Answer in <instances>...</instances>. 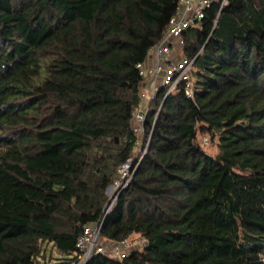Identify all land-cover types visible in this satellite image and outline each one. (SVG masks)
Instances as JSON below:
<instances>
[{
    "label": "trees",
    "instance_id": "trees-1",
    "mask_svg": "<svg viewBox=\"0 0 264 264\" xmlns=\"http://www.w3.org/2000/svg\"><path fill=\"white\" fill-rule=\"evenodd\" d=\"M178 2L0 0V264L69 258L104 216V237L146 244L87 264H264V0L213 3L183 32L195 99L186 81L159 89L148 151L106 212L134 153L138 64Z\"/></svg>",
    "mask_w": 264,
    "mask_h": 264
},
{
    "label": "built area",
    "instance_id": "built-area-1",
    "mask_svg": "<svg viewBox=\"0 0 264 264\" xmlns=\"http://www.w3.org/2000/svg\"><path fill=\"white\" fill-rule=\"evenodd\" d=\"M216 3L220 12L228 0H179L177 11L171 18L162 39L151 48L147 60L138 64L144 85L141 89V102L133 112V129L135 134L134 153L118 168L114 182L107 189L111 199L107 213L112 209L118 195L131 182L133 175L142 163L148 151L152 133L147 135L146 119L151 102L157 97L161 87H166V96L174 92L181 81H186L185 93L195 99V78L193 75L194 59L183 58L175 61L170 52L180 41L185 30L191 27H202L210 6ZM209 135H205L198 143L202 148L210 144ZM106 216L100 220L87 223L83 233L78 237L76 251L69 258L59 259L52 264H87L94 256L104 254L114 259L122 260L133 249H141L146 244L142 238L139 242L130 243V236L120 241L109 240L102 234Z\"/></svg>",
    "mask_w": 264,
    "mask_h": 264
},
{
    "label": "rangeland",
    "instance_id": "rangeland-1",
    "mask_svg": "<svg viewBox=\"0 0 264 264\" xmlns=\"http://www.w3.org/2000/svg\"><path fill=\"white\" fill-rule=\"evenodd\" d=\"M182 48H183V38H181L180 41L176 42L175 47L170 52V56L173 60L180 61L183 58H186V57H184V53H183ZM195 73H196V67L193 68V75H194V78L196 79ZM205 135H207V134H201L198 139L201 140ZM217 141H218L217 138L215 141L210 140V144L208 146H206L204 148V150H206L211 155H216L219 151L218 146H217ZM235 170L238 172H243V171L238 170V168H235ZM245 173H247V172H245ZM129 238H130L129 239L130 243H133V242L141 241L143 237H142V235L135 233V234H132Z\"/></svg>",
    "mask_w": 264,
    "mask_h": 264
}]
</instances>
